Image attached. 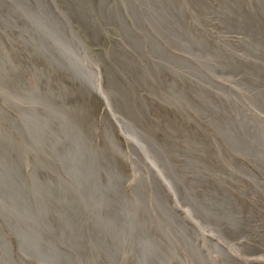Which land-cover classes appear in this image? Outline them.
<instances>
[{
    "label": "bare ground",
    "instance_id": "6f19581e",
    "mask_svg": "<svg viewBox=\"0 0 264 264\" xmlns=\"http://www.w3.org/2000/svg\"><path fill=\"white\" fill-rule=\"evenodd\" d=\"M0 264H264V0H0Z\"/></svg>",
    "mask_w": 264,
    "mask_h": 264
},
{
    "label": "rangeland",
    "instance_id": "374dc122",
    "mask_svg": "<svg viewBox=\"0 0 264 264\" xmlns=\"http://www.w3.org/2000/svg\"><path fill=\"white\" fill-rule=\"evenodd\" d=\"M183 28H184L185 31H187V27H186L185 24L183 25ZM171 47H172V48H175L176 51H179V50H177V49L185 50V51L188 50L187 48H185V46L183 45V43H182V44H178V45H173V46H171ZM170 64H171V63H170Z\"/></svg>",
    "mask_w": 264,
    "mask_h": 264
}]
</instances>
